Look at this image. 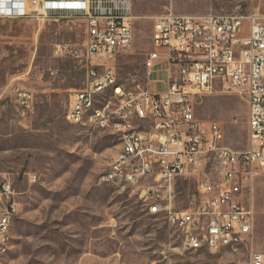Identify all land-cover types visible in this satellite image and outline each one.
<instances>
[{
	"label": "rangeland",
	"instance_id": "obj_1",
	"mask_svg": "<svg viewBox=\"0 0 264 264\" xmlns=\"http://www.w3.org/2000/svg\"><path fill=\"white\" fill-rule=\"evenodd\" d=\"M253 11L264 15V0H132L134 35L128 51L115 59L118 82L130 87L141 79L154 17ZM88 65L81 22L0 19V178L11 183L18 211L0 264H249L244 249L187 248L162 216L148 214L138 191L100 181L119 150L117 139L88 126L87 118L81 125L65 118L68 97L84 88ZM24 93L31 97L28 106L19 96ZM110 95L96 98L95 106ZM195 112L219 125L229 149L247 148L244 94L211 93L196 102ZM205 172L212 177L211 165ZM174 194L176 210L192 209L200 198L187 179L176 183ZM246 202L254 210L253 248L264 251V174Z\"/></svg>",
	"mask_w": 264,
	"mask_h": 264
},
{
	"label": "built area",
	"instance_id": "obj_2",
	"mask_svg": "<svg viewBox=\"0 0 264 264\" xmlns=\"http://www.w3.org/2000/svg\"><path fill=\"white\" fill-rule=\"evenodd\" d=\"M28 18H69L84 27L85 85L70 93L65 117L77 119L79 105L94 100L87 89L95 95L102 84L118 82L115 59L128 51L134 35L132 0H0V19ZM151 46L141 79L130 87L118 82L112 104L91 113L88 126L102 131L115 126L112 135L126 145L123 161L113 160L100 181L138 191L148 214L162 216L187 248L215 253L232 240L233 249L226 251L244 249L249 264H264V251L253 248L254 210L246 202L264 174V15L163 14L153 18ZM211 93L244 94V151L225 145L216 122L197 118L196 102ZM19 96L30 104L29 95ZM182 179L192 180L200 196L192 209L174 208V188ZM15 195L0 178V251L3 225L18 213Z\"/></svg>",
	"mask_w": 264,
	"mask_h": 264
},
{
	"label": "bare ground",
	"instance_id": "obj_3",
	"mask_svg": "<svg viewBox=\"0 0 264 264\" xmlns=\"http://www.w3.org/2000/svg\"><path fill=\"white\" fill-rule=\"evenodd\" d=\"M118 89V82H109V84H102L100 86V89L95 91L94 95V89H87V97H94L93 101H85L82 104L79 105V112L77 114V119H70L68 122L74 125H81L84 123L86 118L88 119V122L91 120V113L95 111H102L106 108V104H112V96L109 101H107L105 104L100 105L99 107L95 106V100L105 92L109 91L110 94L114 93ZM100 101V100H99ZM99 103V102H98ZM97 103V105H98ZM107 131L111 134H115V126H108ZM119 150L113 157L108 169L113 164V160L115 162H122L124 155L126 154V145L124 143H118ZM105 184H111L115 185V181H107ZM9 228H10V221H8L7 225H3L2 228V234H1V251H0V260L1 258L6 254L9 244ZM226 249H233V241L232 240H225V245H219L215 249V252L219 250H226Z\"/></svg>",
	"mask_w": 264,
	"mask_h": 264
}]
</instances>
